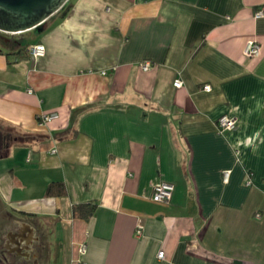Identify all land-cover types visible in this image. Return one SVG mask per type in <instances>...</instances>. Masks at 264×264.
<instances>
[{
    "label": "crops",
    "instance_id": "1",
    "mask_svg": "<svg viewBox=\"0 0 264 264\" xmlns=\"http://www.w3.org/2000/svg\"><path fill=\"white\" fill-rule=\"evenodd\" d=\"M258 9L264 0H68L38 30L11 35L45 48L20 60L0 48V127L30 135L0 154V198L47 219L49 251L33 264H51L56 231L58 264H264ZM250 39L257 57L243 53ZM221 116L235 127L219 130ZM160 182L173 185L168 202L152 199ZM78 204L90 205L86 219Z\"/></svg>",
    "mask_w": 264,
    "mask_h": 264
},
{
    "label": "water",
    "instance_id": "2",
    "mask_svg": "<svg viewBox=\"0 0 264 264\" xmlns=\"http://www.w3.org/2000/svg\"><path fill=\"white\" fill-rule=\"evenodd\" d=\"M68 0H0V35L20 34L40 26ZM37 241V239L35 240Z\"/></svg>",
    "mask_w": 264,
    "mask_h": 264
},
{
    "label": "built area",
    "instance_id": "3",
    "mask_svg": "<svg viewBox=\"0 0 264 264\" xmlns=\"http://www.w3.org/2000/svg\"><path fill=\"white\" fill-rule=\"evenodd\" d=\"M262 16H264V10L263 9H258L254 14L255 18L262 17ZM44 50H45V48L42 44L28 45V47H27V52L32 57H37V56L43 55ZM243 53L245 56H248V57H257L260 53L259 43L254 39L248 40L247 43L245 44ZM148 66H149L148 62H145L141 65V67L144 70H146L148 68ZM181 84H182L181 79L179 77H176L173 81V86L180 87ZM202 89L205 91H209L210 86L204 85L202 87ZM57 117H58V114L56 112L43 113V114L37 116V124L39 127H42V126L46 125L47 123H49L50 121L56 119ZM235 125H236V118L235 117L221 116L216 121V127L221 131L233 129L235 127ZM54 151H55V149H51V152H54ZM227 176H228V172H224L223 173V179L226 180ZM246 183L248 184L249 180H247ZM172 191H173V185L172 184L165 183V182L157 183L153 187L152 199L154 201H158V202H168L170 197H171ZM135 235L136 236L140 235V229H137L135 231ZM83 249L84 248H81L80 250H83ZM162 255H163V251H159L158 257H162Z\"/></svg>",
    "mask_w": 264,
    "mask_h": 264
},
{
    "label": "flooded vegetation",
    "instance_id": "4",
    "mask_svg": "<svg viewBox=\"0 0 264 264\" xmlns=\"http://www.w3.org/2000/svg\"><path fill=\"white\" fill-rule=\"evenodd\" d=\"M10 226L0 231V264H33L40 255V243L30 241L17 226Z\"/></svg>",
    "mask_w": 264,
    "mask_h": 264
},
{
    "label": "trees",
    "instance_id": "5",
    "mask_svg": "<svg viewBox=\"0 0 264 264\" xmlns=\"http://www.w3.org/2000/svg\"><path fill=\"white\" fill-rule=\"evenodd\" d=\"M67 7H68V1L64 4V6L59 11H65L67 9ZM0 40L5 42L6 47H11V48L13 47L16 49L14 52H10V53L6 52L7 55L12 54V55L16 56L15 60H20V58H26L28 56V54H25V53H27V52H25V48L28 47V45H29L28 43L22 44L21 41L18 42V41L12 40L11 38H5L1 35H0ZM0 52H1V50H0ZM11 134H14V133L10 130V128L0 127V154H4L6 148L11 143L12 139H14V137H16V136L13 137ZM29 136L30 135H22V136H20V139L21 138L22 139H26V138L29 139L30 138ZM55 187H59L58 192L62 193L63 189L60 188V187H62L61 183L50 184L49 185V192L51 190L54 191ZM89 206L90 205H88V204L74 205L72 208L73 215L86 219L91 214V211H92Z\"/></svg>",
    "mask_w": 264,
    "mask_h": 264
},
{
    "label": "rangeland",
    "instance_id": "6",
    "mask_svg": "<svg viewBox=\"0 0 264 264\" xmlns=\"http://www.w3.org/2000/svg\"><path fill=\"white\" fill-rule=\"evenodd\" d=\"M26 35L28 36L29 33H27ZM5 36L7 38H10L12 36L15 37V35L11 36V35H8V34H5ZM27 42H28V40L21 41L22 44L27 43ZM0 48L8 49V47H6V45H5V42H3L1 40H0ZM11 135L13 137L16 136V137H14L15 139H19L20 138V136L19 135L17 136L15 133L11 134ZM7 161H8V163H11L12 159L9 157ZM9 215L10 216L14 215L16 217H20V218L26 220L27 222H29V223H31V224H33V225H35L37 227V229L40 232V235L43 237V240H41V243L39 244V248H38L39 254H40L39 256H40V260H41V258L43 257L44 253L49 251V247H48V250H46V244H47V243H45L46 235L44 234V230H43L44 229V223L47 221V219H45L43 217H26V216H21V215L15 214L12 211L8 210V208L5 207L4 204H2V201H1V198H0V218H1L0 219V231H2L3 225L5 224V222L8 221L7 218L9 217ZM38 225H40V227H38ZM41 225H42V227H41ZM50 225L51 224H49V226ZM45 228L47 229V226ZM54 239H55V242H54L53 248H51L52 252L50 250L51 257H52L51 264H58V260L57 261L55 260V259H58V251H57L58 250V242H57V240H58V231H56V235H55ZM48 255H49V253H48Z\"/></svg>",
    "mask_w": 264,
    "mask_h": 264
}]
</instances>
